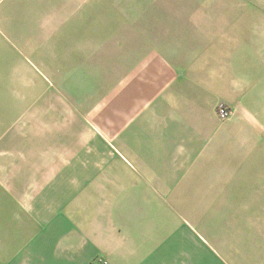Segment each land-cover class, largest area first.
Here are the masks:
<instances>
[{
  "label": "crops",
  "instance_id": "1",
  "mask_svg": "<svg viewBox=\"0 0 264 264\" xmlns=\"http://www.w3.org/2000/svg\"><path fill=\"white\" fill-rule=\"evenodd\" d=\"M39 1L0 0V46L40 33ZM80 46L67 58L84 77L94 67L83 88L61 90L35 64L0 88V264H229L193 235L166 251L174 224L150 218L142 188H244L239 208L261 207V46H127L106 79Z\"/></svg>",
  "mask_w": 264,
  "mask_h": 264
},
{
  "label": "rangeland",
  "instance_id": "2",
  "mask_svg": "<svg viewBox=\"0 0 264 264\" xmlns=\"http://www.w3.org/2000/svg\"><path fill=\"white\" fill-rule=\"evenodd\" d=\"M46 1L36 4L40 33L27 35L31 39L18 42L19 46H0V88L5 85L7 90L9 85L14 87L15 80L33 74L32 64L36 65L34 71L40 70L39 74L47 75L61 90L83 88L94 67L87 65L84 77V67L77 58H67L68 50L76 52L80 44L95 47L96 55L100 54L102 79L110 75L111 56L115 51L125 54L127 46H251L254 50L261 46L262 89L255 91L251 101L261 106L264 126V0ZM262 140L264 172V130ZM127 176L134 182L139 179L131 173ZM142 189L148 193L150 218L174 224L166 227V251L179 250L177 247L185 243L178 245L177 240L193 235L229 264H264V186L261 207L248 209L239 208L242 201H252L244 188L230 197L202 190L167 193L159 188ZM222 206L227 209H220ZM201 250L198 245L197 251Z\"/></svg>",
  "mask_w": 264,
  "mask_h": 264
},
{
  "label": "built area",
  "instance_id": "3",
  "mask_svg": "<svg viewBox=\"0 0 264 264\" xmlns=\"http://www.w3.org/2000/svg\"><path fill=\"white\" fill-rule=\"evenodd\" d=\"M217 112L221 118H227L230 116V110L225 104H219L217 107Z\"/></svg>",
  "mask_w": 264,
  "mask_h": 264
}]
</instances>
